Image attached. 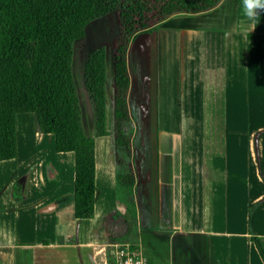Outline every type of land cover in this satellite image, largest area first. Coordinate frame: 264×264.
<instances>
[{"label":"crops","instance_id":"0c3cea01","mask_svg":"<svg viewBox=\"0 0 264 264\" xmlns=\"http://www.w3.org/2000/svg\"><path fill=\"white\" fill-rule=\"evenodd\" d=\"M132 46L155 61L154 186L145 188L144 155L143 175L117 188L112 134L94 137L93 214L73 217V153L55 152L31 112L17 113L15 157L0 161V264H106V248L113 255L120 243L150 264H264L251 240L264 248V14L253 25L241 0H220L136 34ZM127 72L126 101L133 91L141 102L149 78L141 70L132 82ZM109 110L108 97L111 131ZM179 114L191 133L182 141ZM199 128L214 132L195 137ZM84 131L92 134L91 113ZM135 177L144 187L133 188Z\"/></svg>","mask_w":264,"mask_h":264},{"label":"trees","instance_id":"16d2710c","mask_svg":"<svg viewBox=\"0 0 264 264\" xmlns=\"http://www.w3.org/2000/svg\"><path fill=\"white\" fill-rule=\"evenodd\" d=\"M219 1L0 0V161L15 157V115L31 112L35 130L52 135L55 152L73 153V217L88 219L93 214L94 137L112 134L115 182L128 191L133 185L126 107L128 44L140 32H156L169 17L205 12ZM110 12L116 13L119 28L111 45V131L106 128L105 49L98 47L86 54L82 67L91 113L92 134L87 135L70 71L72 48L88 22ZM25 47L31 55L30 88L20 82ZM129 222L126 219L125 235L131 232ZM251 240L264 263L260 239L251 236ZM130 246L136 249L133 243ZM110 249L106 248V264H114Z\"/></svg>","mask_w":264,"mask_h":264},{"label":"rangeland","instance_id":"374dc122","mask_svg":"<svg viewBox=\"0 0 264 264\" xmlns=\"http://www.w3.org/2000/svg\"><path fill=\"white\" fill-rule=\"evenodd\" d=\"M118 24H117V17L115 12H110L104 16L96 18L90 22H88L84 27V35L83 37L76 41L73 44L72 48V56L70 62V71L71 76L73 79V83L75 86L76 94L79 98V102L81 105L82 113H83V123L84 129H88V122H89V114H90V107L88 105V101L85 95V91L83 88L82 83V67L86 57V54L94 50L98 47H104L105 49V93L106 99L110 97L111 92V45L118 33ZM24 57H22V61L20 64V82L22 87L27 86L30 88L31 81H32V66H31V55L29 53V48L25 47L24 49ZM152 54V53H151ZM151 57V58H150ZM147 57L144 54H139L134 46L129 47L126 52V61H127V69L132 77V82L135 80V72H139L144 70L145 74L148 76L149 80L145 83L146 84V93L147 97L144 99L142 98L140 101L137 102L136 98L132 99V92L130 93L129 99L127 98V111L129 115V123H128V131L130 132V157L129 161L132 168L133 175H137L140 172L139 164L142 157L144 155L148 158V169H149V182L151 185L145 186V188H152V184L154 180L152 178V165L153 159L155 156V137L156 131L155 128L156 124V106H155V61L154 56ZM131 85L133 87V83ZM139 101V99H138ZM141 103V104H140ZM29 116H33V128L35 129L34 124V115L33 113H28ZM192 117L200 114H188ZM108 118V117H107ZM196 119V118H195ZM110 121V118H108ZM179 128L175 131L176 135L181 138L180 140H184L187 135L189 136L190 130L182 129V114H179ZM110 124V123H109ZM188 131V132H187ZM202 131L204 134H202ZM214 130L211 129H204L201 128L196 129L195 137L205 135L209 136L212 135ZM188 133V134H187ZM181 150V151H180ZM179 160H177L175 173L177 174H184L185 171L182 164V146L176 150ZM179 161V162H178ZM144 163V162H143ZM144 168L146 167L144 163ZM143 170V169H142ZM183 172V173H182ZM141 173V172H140ZM143 175V172L141 173ZM141 175V176H142ZM185 179L194 183L193 178H187V175L184 176ZM177 176L175 177V180ZM135 184L133 188H141L144 187L143 185H138V177L136 180L135 177ZM154 186V184H153ZM120 185H117V188H120ZM122 188V187H121ZM134 195V193H133ZM114 251V248H113Z\"/></svg>","mask_w":264,"mask_h":264},{"label":"built area","instance_id":"2783aa9c","mask_svg":"<svg viewBox=\"0 0 264 264\" xmlns=\"http://www.w3.org/2000/svg\"><path fill=\"white\" fill-rule=\"evenodd\" d=\"M114 264H138L143 261V264H148L147 260L128 243H120L114 246L113 251Z\"/></svg>","mask_w":264,"mask_h":264},{"label":"clouds","instance_id":"9594fccd","mask_svg":"<svg viewBox=\"0 0 264 264\" xmlns=\"http://www.w3.org/2000/svg\"><path fill=\"white\" fill-rule=\"evenodd\" d=\"M241 5L244 18L253 22V25L261 14H264V0H241ZM138 264H143V261Z\"/></svg>","mask_w":264,"mask_h":264}]
</instances>
